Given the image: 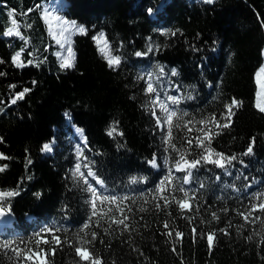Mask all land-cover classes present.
<instances>
[{
  "label": "trees",
  "instance_id": "obj_1",
  "mask_svg": "<svg viewBox=\"0 0 264 264\" xmlns=\"http://www.w3.org/2000/svg\"><path fill=\"white\" fill-rule=\"evenodd\" d=\"M54 1L59 15L86 29L71 39V68L60 67L59 45L43 15ZM13 20L20 35H5ZM100 33L119 65L109 67L98 50L93 38ZM263 49L264 0H0V193H18L2 201L13 220L0 230V242L14 243L0 248V264H89L75 247H87L102 264H264V211H253L249 222L238 214L264 201L257 199L264 193V112L255 107ZM149 82L156 89L151 95ZM156 94L179 99L171 105L182 116L172 142L186 157L203 151L185 141L200 120L215 116L229 126L216 127L207 146L235 156L243 173L227 176L202 162L184 184L187 173L173 166L178 153L165 150L167 125L158 127L151 114ZM233 98L240 104L229 122L221 117ZM187 121L192 131L184 127ZM72 127L83 132L85 145L74 148L64 140ZM52 141V150L42 153ZM250 144L252 153L245 155ZM78 153L81 171L87 173V163L102 181L88 177L98 194L128 199L96 201L93 215L87 185L72 175ZM153 156L157 169L149 163ZM169 174L172 184L162 185ZM180 187L194 194L190 211L171 200L184 198ZM161 195L171 201L166 207ZM117 205L130 230L112 223V217L123 219ZM170 229L182 237L167 235ZM93 232L96 239L83 244ZM15 248L31 249L32 258L17 259Z\"/></svg>",
  "mask_w": 264,
  "mask_h": 264
},
{
  "label": "snow or ice",
  "instance_id": "obj_2",
  "mask_svg": "<svg viewBox=\"0 0 264 264\" xmlns=\"http://www.w3.org/2000/svg\"><path fill=\"white\" fill-rule=\"evenodd\" d=\"M207 3H212L213 0H206ZM148 11L151 13L152 9H148ZM9 15H11V13H9ZM48 15H51V13H48ZM52 19H56L60 22V24L63 26L60 32L61 36H64L65 32H69L71 29H74L76 32H79L81 34H84L86 29L83 26H78L75 21H66L63 20L60 17H52ZM13 27L9 28L8 31L5 32V35H12L14 32L16 35H20V33L18 31H16L15 29V25H16V21L13 20ZM94 40H97V42L99 43L100 40H104V34L100 33L99 38L94 37ZM65 40H68V37H65ZM59 43V41H58ZM64 45L61 44V47H63ZM108 47L107 42L105 41L104 44V48H100L98 49L102 54L105 55V59L107 60V63L109 65V67H113L116 65H119L120 63V57L119 56H112L108 53L105 52V49ZM152 49L149 48V51H151ZM21 51H23V49H21ZM67 52H68V56L67 57H61L62 59V63L60 64L61 68H71L73 67V60L75 59V54L73 53V50L71 48V46L69 45V47L67 48ZM147 53H141V52H136L135 55L137 57H140L142 55H146ZM57 56H60V53H57ZM20 57V52H17L15 56L12 57L13 63H17V61L19 60ZM28 63H31V61H29ZM17 66L22 67L23 64H17ZM161 72H163V69L160 70ZM260 72H264V67H262L260 70ZM0 75H3V73H0ZM149 78H151V73L148 74ZM172 75L175 76L176 75V71L175 69L172 70ZM259 75V73H258ZM35 83V82H33ZM11 87H15V85H12ZM29 89L25 88L23 92H19L17 93V98H23L24 94L26 92H28ZM147 94H154L156 93V89L154 88L152 83H148L147 87L145 89ZM13 103H15V100L12 101ZM179 103V99L175 96H167L166 100H162L159 96V94H156L154 96L153 99L150 100V104L153 106H156L159 108V110L164 113V119H161L159 116H157L156 113V107H153L151 109V114L156 118V122L157 125H167L168 131H167V135L164 138V143L167 146L166 147V151H168L169 149L176 151L178 153V159H175L174 161V168L176 171H183L186 172L187 175H185L183 177V183L184 184H189L190 183V176L192 175V170L196 169L202 162L205 163H212L215 164L216 167L219 168H225L227 164H230L233 160L236 159L235 156H231V157H225L224 154L222 153H215L214 150H212L210 147H208L207 145H210L212 137L214 135V133L212 132V129L210 128H206L207 124H215L216 127H227L229 126L228 124H221L219 120L216 119L215 116L210 117V118H206L203 120L199 121L200 125H203L205 127H201L199 129V131L203 134L202 136H197L193 139H188L185 141L186 144L189 145V147H191L193 144H195L196 147H199L201 149H203V151L198 155V157H192V158H188L185 156V154L183 152H181L175 143L172 142V128L173 126L175 127H180V125L178 123H175V121L181 120L182 116L177 114V111L171 108V105L174 104H178ZM240 104L239 101H237L235 98H233L230 103L225 105V114L226 115H222L221 119H229L230 122V117L231 115L234 114L233 110L238 107ZM257 107L259 108V110L261 112H264V107H261L260 105H257ZM186 115V114H184ZM191 121H187L184 123V127L188 129V131H192L191 128H189V124H191ZM115 131V129H112L108 132V135H112L113 132ZM207 141V144H206ZM43 151H50L51 148L48 144L43 145ZM252 145L250 144L247 152L244 153L245 155L247 154H251L252 153ZM79 156L80 154L78 153V162L75 165V168L72 172V175L74 178H80L83 180V183L85 185H87L86 191H88L89 193H91L93 199L91 201L92 206H93V215L96 214L95 212V208H96V201H100L101 203H113L115 204L117 202V200L119 199V201L122 203L124 200L128 199V197H122V198H118L116 196H108V195H100L97 193V190L92 186V184L89 183L88 177H91L93 179L96 180L97 184H102V181L99 180L96 176V174L92 171V169L89 167V165L87 163H85L83 165V168L88 169L87 173L85 174L83 171H81V164L79 163ZM215 157V158H213ZM0 158H2V154H0ZM167 162V161H166ZM150 164H152L153 167H157L158 166V162H157V158L155 156H153V159L151 161H149ZM4 168L0 167V171H3ZM217 179H219V177H217ZM167 183L169 186L172 184V177L171 174H169L168 177L165 178V181H162L161 184H165ZM201 188L204 187L203 184L200 185ZM158 191L163 192L164 189L160 186H158ZM179 192L183 193V199H177L175 196H172L171 200L175 201L181 210H191V204H190V200L194 199V194L192 196H189V192L186 191L183 187H180L178 189ZM18 193L16 192H4V193H0V217H3L7 214V211H10V209L6 210L4 207V204L2 203L3 198L4 197H11L14 195H17ZM41 194L40 193H36V196L39 197ZM260 197H264V193H261L260 196L257 197V199H260ZM161 200L164 201V206L166 207L171 201L168 200L167 197L161 195L160 197ZM157 208H160L161 205L157 204L156 205ZM117 210L121 212V214L123 215V219H117L115 217H112V223L116 224L118 227L119 226H123L124 230H130L129 224L126 223V221L129 219V217L123 213V209L119 208V205H117ZM256 210H260V211H264V201L260 202L259 204H253L251 205V207L247 210V212H241L238 213L239 215H241L245 222H249V217L251 216L253 211ZM111 211V210H110ZM130 211V209H129ZM140 211H145V209L141 208ZM225 211H227L225 209ZM212 217L214 220H218L219 217L216 215L215 212L212 213ZM256 220H259L260 217L257 216L255 217ZM111 226V225H110ZM164 228L169 229V224L166 221L164 223ZM88 224L86 223L84 225V228H87ZM44 231L46 232H53V231H59V229H45ZM83 231V229H82ZM193 231L195 232V229H193ZM219 231L221 232H225L224 229H220ZM173 232H175V235L177 237H182L183 233L175 231V229H170L167 232V235L171 236L173 234ZM225 234H227L225 232ZM97 234L95 232H93L91 234V239L90 240H85L83 241V244H89L91 243L92 240L96 239ZM215 233H207V240H208V244L209 247H212V242L214 239ZM53 239L56 241V243H60V240L58 237H53ZM248 239H251V237H248ZM14 242L13 241H3L0 242V248L3 249H9L11 248L12 244ZM44 243H48L47 240L44 241ZM12 251L15 253L17 259L23 258V260L27 261L29 259H31L32 257L28 254L30 252H32L31 249L28 250V252H24L23 250L19 249V248H15L12 249ZM75 251L77 253V255L80 257L81 260L83 261H87L89 262V264H102L101 260L98 257H95L92 252H90V250L87 247H75ZM41 264H43V261L41 262Z\"/></svg>",
  "mask_w": 264,
  "mask_h": 264
},
{
  "label": "rangeland",
  "instance_id": "obj_3",
  "mask_svg": "<svg viewBox=\"0 0 264 264\" xmlns=\"http://www.w3.org/2000/svg\"><path fill=\"white\" fill-rule=\"evenodd\" d=\"M195 1H200V2H204L207 3L206 0H195ZM214 1V0H213ZM165 2V0H161V5L162 3ZM59 4V1H54L53 3H49L48 5L44 6L43 9V15L45 18L46 23L48 24V28L50 33L52 34V37L54 38V40L58 43L59 45V52L60 56H57L58 58L61 59V57H67L69 54L67 52V48L69 47V45L71 46V39L75 34H80L79 32H76L74 29H71L69 32H65L64 36L60 35L61 29H62V25L60 24V22L56 19H52V17H60L63 20L66 21H70L67 20L65 18H63L61 15L58 14L57 12V5ZM48 13H51V15H48ZM149 15L153 18L154 14L151 12L149 13ZM15 35V32L12 34ZM11 36V35H9ZM65 37H68V40H65ZM97 38H99V36H97ZM96 41V45L98 46V48H104V44L105 42L103 40H100L99 43ZM61 44H63L64 46L61 47ZM107 49H105V52H107ZM217 51L216 50H212V54H215ZM262 56H263V63L261 65V67L257 70L256 74H255V84H256V95H255V107L259 110V108L257 107V105H260L261 107H264V72H260L259 70L264 67V49L262 51ZM62 60V59H61ZM259 73V75H258ZM174 90V89H173ZM177 96H179V94H177ZM153 107L156 106H151V109ZM159 110L158 107H156V111ZM260 111V110H259ZM158 127H162L161 125ZM201 127H205L203 125H201ZM200 127V128H201ZM206 128H210L212 129V131L214 129H216V125L213 124H207ZM203 134L198 130H194L193 135L191 136L192 138H195L197 136H202ZM82 138V133L79 130H74L71 129V133L68 137L64 138V140H67L74 148H78L80 145H83V143L80 141V139ZM51 150L54 147L53 141L49 144ZM50 150V151H51ZM50 151H43L42 153H48ZM215 158V157H213ZM152 168L157 169V167H153L152 164H150ZM245 167L244 164H235L233 161L230 164H227L225 168H219L222 173H224L225 175H232V174H239L241 175L243 173V168ZM13 217L11 215H5L3 217H0V230L3 229V227L9 225L12 223Z\"/></svg>",
  "mask_w": 264,
  "mask_h": 264
},
{
  "label": "bare ground",
  "instance_id": "obj_4",
  "mask_svg": "<svg viewBox=\"0 0 264 264\" xmlns=\"http://www.w3.org/2000/svg\"><path fill=\"white\" fill-rule=\"evenodd\" d=\"M68 121H69V119H68ZM76 128V127H75ZM74 127H72V129H74V130H79V129H75ZM81 133H82V131L81 130H79ZM80 141L83 143V145H85V139H84V136H83V133H82V138L80 139ZM96 181V180H95ZM101 185V184H100Z\"/></svg>",
  "mask_w": 264,
  "mask_h": 264
},
{
  "label": "water",
  "instance_id": "obj_5",
  "mask_svg": "<svg viewBox=\"0 0 264 264\" xmlns=\"http://www.w3.org/2000/svg\"><path fill=\"white\" fill-rule=\"evenodd\" d=\"M83 133V132H82ZM83 136H84V134H83ZM85 138V137H84ZM98 185H100V184H98Z\"/></svg>",
  "mask_w": 264,
  "mask_h": 264
}]
</instances>
